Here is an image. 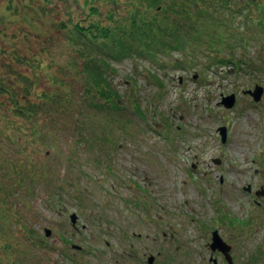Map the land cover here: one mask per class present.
<instances>
[{"label":"rangeland","instance_id":"rangeland-1","mask_svg":"<svg viewBox=\"0 0 264 264\" xmlns=\"http://www.w3.org/2000/svg\"><path fill=\"white\" fill-rule=\"evenodd\" d=\"M82 1L0 0V84L46 105L43 144L0 92V264H212L215 230L235 264H264V97L244 95L264 54L255 72L134 50L111 63L115 109L86 92L70 41Z\"/></svg>","mask_w":264,"mask_h":264},{"label":"trees","instance_id":"trees-1","mask_svg":"<svg viewBox=\"0 0 264 264\" xmlns=\"http://www.w3.org/2000/svg\"><path fill=\"white\" fill-rule=\"evenodd\" d=\"M83 18L71 25V43L80 55L86 92H95L115 109L121 100L109 71L113 60L132 57L134 50L157 60L163 54H185L198 61L205 56L214 67L261 71L264 54V0H84ZM85 7V9H84ZM122 8L125 12L122 13ZM137 42V47L135 46ZM138 47L141 51L137 50ZM240 52V53H237ZM33 69L42 62L27 59ZM193 62V61H190ZM79 66V65H78ZM176 68L183 64L176 62ZM191 66V65H190ZM71 68H77L72 62ZM25 89L29 91L28 79ZM27 82V84H26ZM10 91V90H9ZM0 92H3L0 87ZM26 94V92H24ZM45 101H59V94ZM18 105L15 115L27 125L30 140L45 135L37 130L46 105ZM55 111L60 105H49ZM45 110V111H44ZM32 141V142H33Z\"/></svg>","mask_w":264,"mask_h":264},{"label":"water","instance_id":"water-1","mask_svg":"<svg viewBox=\"0 0 264 264\" xmlns=\"http://www.w3.org/2000/svg\"><path fill=\"white\" fill-rule=\"evenodd\" d=\"M245 94H251L255 98L256 102H260L262 100L263 95H264V88L258 85V86H256V89L254 92L248 91ZM235 104H236V96L235 95H232L230 97H226L223 99V105L228 109L234 108ZM221 133L224 136V140H225L226 130L224 128L221 129ZM257 195L263 196L264 192L263 191L258 192ZM70 219H71L72 225L75 226V224L77 222V215L72 214L70 216ZM45 232H46L47 236H50V234H51L50 230H46ZM210 248L212 249L213 252H215V251L222 252L225 255L229 264H233V259H232L231 254H230L232 248H231V246H229L227 243H225L223 241V239L219 236L217 231H215L213 233V239H212V243L210 245ZM153 262H154V257H149L148 263L153 264ZM215 264H217L216 261H215Z\"/></svg>","mask_w":264,"mask_h":264},{"label":"flooded vegetation","instance_id":"flooded-vegetation-1","mask_svg":"<svg viewBox=\"0 0 264 264\" xmlns=\"http://www.w3.org/2000/svg\"><path fill=\"white\" fill-rule=\"evenodd\" d=\"M10 3H11V1H10ZM8 9H9V12H11L10 10H14L15 9V6H12V5H10L9 4V6H8ZM22 83V82H21ZM0 87H1V89H2V91L3 92H1V93H4V92H6L7 91V94L10 96V91L9 90H7L5 87H2L1 86V84H0ZM26 94L23 92V98L24 99H27V89H26ZM17 93H19V91H17ZM249 189H251V192H250V195H252L253 193H252V191H254L253 189H252V186H251V188H249ZM216 253V257L217 258H220L221 259V262H220V264H223V259H224V255L221 253V252H214V254ZM214 254H212V256L215 258V255ZM216 259V258H215ZM210 261V260H209ZM224 261H225V259H224ZM212 263V262H211ZM218 264H219V262H218Z\"/></svg>","mask_w":264,"mask_h":264}]
</instances>
